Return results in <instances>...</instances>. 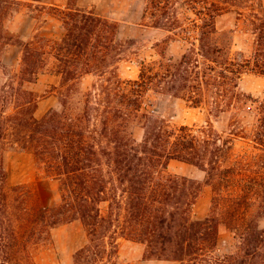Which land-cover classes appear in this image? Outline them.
Wrapping results in <instances>:
<instances>
[{
  "label": "trees",
  "instance_id": "16d2710c",
  "mask_svg": "<svg viewBox=\"0 0 264 264\" xmlns=\"http://www.w3.org/2000/svg\"><path fill=\"white\" fill-rule=\"evenodd\" d=\"M14 3L21 2L0 0L1 52L12 43L23 50L19 75L6 80L0 95V264H36L34 246L76 220L88 243L76 252L75 264H117L120 242L114 234L145 244V260L264 264V102L253 133L258 153L251 161L232 160L236 138L224 137L213 125L171 126L141 112L149 92L183 98L194 107L210 104L216 115L253 100L240 86L247 74L264 76L263 2L145 0L142 25L168 33L156 43L159 58L142 62L138 79L97 84L84 104L74 102L76 82L91 74L104 77L125 49L119 22L93 10L54 8L66 28L62 40L37 34L14 42L3 23ZM229 14L239 23L228 30L220 20ZM240 23L254 37L248 55L233 51ZM175 44L180 54L171 51ZM49 56L55 60L52 72L62 79L60 107L38 119L39 96L27 85L38 80ZM97 91L105 97L91 102ZM140 116L141 142L129 130L132 118ZM7 144L34 154L48 176L60 181V204L43 207L27 185H9L3 166ZM171 160L206 173L214 188L206 218H192L201 184L171 173ZM222 225L233 233L235 247L217 256Z\"/></svg>",
  "mask_w": 264,
  "mask_h": 264
},
{
  "label": "rangeland",
  "instance_id": "374dc122",
  "mask_svg": "<svg viewBox=\"0 0 264 264\" xmlns=\"http://www.w3.org/2000/svg\"><path fill=\"white\" fill-rule=\"evenodd\" d=\"M263 0H252L254 4ZM145 0H69L70 7H78L82 9H91L103 17H107L120 24V39L125 43V49L120 56L116 58L118 62L114 67L109 69V72L104 76L91 74L86 75L78 82L76 88L78 93L75 95L74 102L84 104L87 100L86 94L92 92L97 84H103L107 78H112L113 82L117 80H135L140 76L141 63L150 62L159 58V52L156 47L158 41L163 40L168 33L165 30L157 29L142 25L141 19L143 14ZM56 7L44 8L41 6L33 7L23 3L12 4V12L20 10L33 11L34 15L44 20L47 15L55 17L62 22V26L57 22L56 26L50 27L54 33H58L61 29L66 34V28L63 21L55 15ZM10 15L4 19V28L8 32V37L11 33L6 29V22ZM239 23L236 19V14H229L220 20V26L225 29L234 28ZM42 37L60 41L62 39H53L41 34ZM14 42H17L18 36L14 35ZM65 36V35H64ZM23 41V40H22ZM4 40L0 41V95L2 87L6 80L12 79L19 75L22 67L23 50L21 47L20 57L12 53L8 57V61L4 60V51L1 52ZM28 42V41H24ZM254 37L248 25L240 23L237 32L234 35V48L236 54H250L253 48ZM13 44V43H12ZM6 48V47H5ZM5 50V49H4ZM171 51L180 54V45L172 46ZM48 66L44 69L38 80L27 85V88L34 91L39 96V104L41 101L47 102L43 111L37 113L36 117L42 119L47 113L60 107L61 100V76L53 73L54 58L49 56ZM49 75L59 76L57 86L50 87ZM241 92L253 96V100L236 102V105L221 112L214 114L210 104H204L201 107H194L183 98L171 96L169 94L149 92L143 99L142 114L152 113L164 119L171 126H211L213 125L224 137L233 136L236 138L235 145L232 151V160H241L244 157L250 161L258 153L253 142V133L258 120V108L264 102V76L247 74L244 76L241 86ZM99 93V95H98ZM104 98V93L97 91V96L90 98L91 102L101 101ZM56 97L55 106L50 107V98ZM97 97V99H96ZM256 100V101H254ZM141 114V113H140ZM99 120V118H98ZM95 120L92 121V126ZM99 123V121H98ZM145 118L133 117L129 123V130L134 138L141 142L145 135ZM5 147L3 154V166L6 170L9 185H27L34 192L36 202L43 207H54L61 202L60 181L54 177L48 176L44 168L38 163L34 154L24 150L18 145H10ZM232 156V155H231ZM231 161V160H230ZM228 161V162H230ZM169 171L173 174L185 176L196 180L201 184L200 195L193 208V219H204L210 215L212 211V202L214 198V188L207 183L206 173L198 167L179 160H171L169 163ZM264 178V173L262 174ZM102 210L107 212V204H102ZM113 237L118 238L121 243L127 244L123 247V257H134L138 253V248L130 247V244H143L140 242L131 241L119 234H114ZM88 243V234L80 220L58 226L51 231L49 239L43 240L33 248V258L36 264H75L74 256L76 252ZM145 248L146 245L144 244ZM235 239L233 233L222 225L220 229L217 256L234 251ZM117 256L116 263L120 264ZM145 255V254H144ZM159 260V259H153ZM171 261V260H166ZM175 264H186L180 261Z\"/></svg>",
  "mask_w": 264,
  "mask_h": 264
},
{
  "label": "crops",
  "instance_id": "0c3cea01",
  "mask_svg": "<svg viewBox=\"0 0 264 264\" xmlns=\"http://www.w3.org/2000/svg\"><path fill=\"white\" fill-rule=\"evenodd\" d=\"M18 1L26 5H33V7L41 6L44 8L49 7H56L60 9H68L69 6V0H13ZM264 1V0H263ZM91 10V9H89ZM100 15V14H99ZM59 23L62 26V22L52 16L47 15L44 17V20L40 22V19H38L33 11L30 10H18L10 14V17L8 21L6 22V29L18 36L23 41H30L34 39V37L37 34H41L53 39H62L65 35L64 32L60 29L59 32L56 34L50 30V27L56 26V23ZM16 54L18 56V59L20 57L21 53V47L15 44H8L4 50V60L8 61V57L12 54ZM48 77L50 79L49 86H57L59 82V76L57 75H49ZM56 97L50 98V107L55 106ZM47 102L41 101L39 104V109L37 113L43 111V108L45 107ZM127 244L121 243V249H120V256L118 258V261L120 264H175L177 262L173 261H166V260H145L144 254L146 251V248L144 244H130V247L137 248L138 253L134 257L125 258L123 257V247H125Z\"/></svg>",
  "mask_w": 264,
  "mask_h": 264
}]
</instances>
